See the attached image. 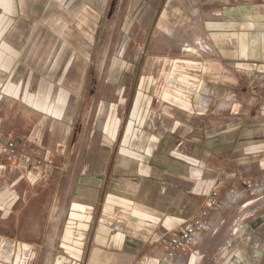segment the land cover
Masks as SVG:
<instances>
[{
    "label": "crops",
    "instance_id": "0c3cea01",
    "mask_svg": "<svg viewBox=\"0 0 264 264\" xmlns=\"http://www.w3.org/2000/svg\"><path fill=\"white\" fill-rule=\"evenodd\" d=\"M106 1L0 0V134L53 160L0 151V264L3 245L28 264L66 248L71 264H264V205L235 228L244 199L226 206L264 177V0H162L138 65L77 39L93 42ZM185 25L209 52H185Z\"/></svg>",
    "mask_w": 264,
    "mask_h": 264
},
{
    "label": "rangeland",
    "instance_id": "374dc122",
    "mask_svg": "<svg viewBox=\"0 0 264 264\" xmlns=\"http://www.w3.org/2000/svg\"><path fill=\"white\" fill-rule=\"evenodd\" d=\"M161 4L162 0H107L103 10L101 12L97 11L99 16L95 20L97 28L94 33L93 42L89 41L84 35H79L80 37L77 39H82L87 42L89 47L86 45V48L92 51L91 54L98 53L101 56V63L102 60H104V64H112L116 57L118 59L117 63L122 65L125 61L129 63V59L134 56L135 62L132 63L138 65L140 58H138L137 55L140 54V51L145 46L144 42L146 36L150 32V28H153L156 23L158 12L162 11L159 10ZM87 9L92 10L91 7H87ZM86 11L87 10H84V12ZM179 11L181 12L183 10L179 9ZM162 22L160 21L161 29H165V32L172 34L174 32L173 26L177 24L174 17H168V19ZM190 31L192 30H189L186 25L180 29V34H183L185 38L183 45L185 52L191 54L197 52L200 53L201 56L204 52H209V49H211L209 42L199 33L196 34L195 38L190 37ZM124 50L126 51L123 53ZM119 54L122 55L120 56ZM184 75H180L175 79L197 81V78L192 75ZM234 195L235 196L232 197L230 202L226 203V206L230 204V207H232L235 202L239 201H237L236 198H243L244 202L243 204H239L240 214L238 213V215H235L234 211L229 213L235 215L232 225H234V221L237 217H239L238 220L240 219L242 221L243 218V220L245 219L244 221L247 222L249 219L248 214H251L248 213V210H251L254 206L258 207L264 205V194L262 196H257L251 195L248 192H240ZM236 222L235 225L232 226L233 228L237 227ZM5 243L4 241V244ZM230 246H234V244L230 243L229 248ZM13 252H16V254L12 255ZM27 252L30 253V251L22 245H20L19 249L16 251H13V248H4L2 251L3 258L5 259L16 256L18 253H20V255H25ZM53 257V264H71L73 258L76 257V250L74 248L61 249V251H57Z\"/></svg>",
    "mask_w": 264,
    "mask_h": 264
},
{
    "label": "built area",
    "instance_id": "2783aa9c",
    "mask_svg": "<svg viewBox=\"0 0 264 264\" xmlns=\"http://www.w3.org/2000/svg\"><path fill=\"white\" fill-rule=\"evenodd\" d=\"M0 151L3 152L5 157L10 161H17L20 159L30 161L32 159H35V163L37 165L45 164L47 170H51L53 167V160L51 158L45 159L41 154L37 152H29L26 148L18 144L13 139L4 138L1 134H0ZM243 192L244 193L248 192L251 195L262 196L264 194V177L247 183ZM213 204H216L215 200H213ZM208 216H209V211L206 210L204 211L202 217L196 219L193 222L186 224L182 230L178 232H174L169 236V238L167 239V244L169 247L168 250L169 257L174 258L178 254H182L192 243H194L197 240L198 235L201 232H204V230H206L207 228ZM1 248L4 249L7 247L3 245V247ZM12 248L13 251H16L19 249V246H14ZM27 253H26L27 255L26 254L20 255V253H18V255L12 256L8 259L4 258V260L8 264H28L30 253L29 252ZM15 254L16 252L12 253V255Z\"/></svg>",
    "mask_w": 264,
    "mask_h": 264
}]
</instances>
